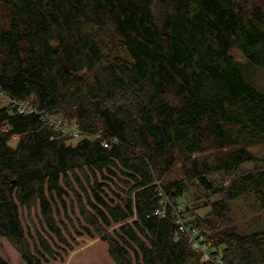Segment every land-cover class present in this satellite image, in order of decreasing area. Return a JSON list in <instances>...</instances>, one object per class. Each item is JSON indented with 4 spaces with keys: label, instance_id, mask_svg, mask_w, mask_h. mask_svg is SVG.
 Listing matches in <instances>:
<instances>
[{
    "label": "trees",
    "instance_id": "16d2710c",
    "mask_svg": "<svg viewBox=\"0 0 264 264\" xmlns=\"http://www.w3.org/2000/svg\"><path fill=\"white\" fill-rule=\"evenodd\" d=\"M262 70L264 0H0V94L36 109L0 107V236L25 264L61 258L59 202L72 194L81 232L114 264H264V171L225 188L208 180L264 163ZM47 113L85 135L63 134ZM108 178L120 192L106 199ZM193 182L225 195L203 214L183 204L211 260L178 233L172 206L154 214L159 188L177 205ZM249 191L242 223L228 200ZM22 209L39 211L49 239L28 236Z\"/></svg>",
    "mask_w": 264,
    "mask_h": 264
},
{
    "label": "rangeland",
    "instance_id": "374dc122",
    "mask_svg": "<svg viewBox=\"0 0 264 264\" xmlns=\"http://www.w3.org/2000/svg\"><path fill=\"white\" fill-rule=\"evenodd\" d=\"M233 55L238 60H241L242 57L237 50H232ZM255 82L257 86L264 89V70L254 72ZM5 97L0 94V107L5 105ZM11 145H14L15 139L10 140ZM253 151L258 149L257 146L251 147ZM264 171V163L258 161H252L243 164L236 171L231 174H226L223 171H219L208 176V180L213 183V186H223L228 187L232 182H243V177L252 173L255 174L258 170ZM102 182H106L104 187L105 193L104 197L109 199L114 197L113 192H120L116 185H114L113 179H100ZM244 185V183H242ZM87 191L90 190V186L85 185ZM244 189L246 191L251 189L250 185H245ZM79 194L82 192L79 190ZM63 197L64 206L59 202L60 207V223L64 224L66 228L70 231V236L67 237L68 244L59 245L56 247L58 255L61 258L56 260H49L47 264H114L107 253V244L99 239L97 236H88L86 233H82L79 224L81 219L78 216L76 209H72L70 203L73 200L72 197ZM225 195L222 192L215 194H210L207 196L204 188L198 185L196 182L188 183L184 187L183 195L179 198V202L183 204L196 208L195 212L203 214L207 211V206L205 202L214 201L223 198ZM232 212L236 216L239 222L243 223L245 215L246 217H251V209L249 205L254 203V197L250 191L246 194H243L235 200H228ZM257 213V212H255ZM261 213V212H258ZM262 214V213H261ZM23 226L28 234V236L35 231L42 233L47 239H49V234L46 232V226L42 221L39 211L37 209H32L30 213H27L26 210L22 209L20 213ZM117 225L110 227L108 230L111 231L113 228H116ZM0 256L7 261L9 264H25L20 255L16 250L10 245V243L2 236H0Z\"/></svg>",
    "mask_w": 264,
    "mask_h": 264
},
{
    "label": "built area",
    "instance_id": "2783aa9c",
    "mask_svg": "<svg viewBox=\"0 0 264 264\" xmlns=\"http://www.w3.org/2000/svg\"><path fill=\"white\" fill-rule=\"evenodd\" d=\"M4 97L6 101L14 108L16 113L28 114L36 112V109L24 100L9 96ZM42 117L44 120H47L49 125H52L55 129L60 130L63 134L71 136L73 139H77L80 136L85 135L74 120H63L61 117L52 116L48 113L44 114ZM95 136L97 137L98 135L95 134ZM101 143L103 146H107L109 142L107 140H102ZM158 196L160 197V203L162 206L156 208L154 210V214L159 216H165V204L172 206V214L174 215V220L178 228V233L184 234L186 236L189 245L201 254L203 260H211V249L205 241V236L196 227L188 225L186 223L185 218L183 217V203L172 205L169 197L161 188L158 189ZM217 263L221 264V261L217 259Z\"/></svg>",
    "mask_w": 264,
    "mask_h": 264
}]
</instances>
